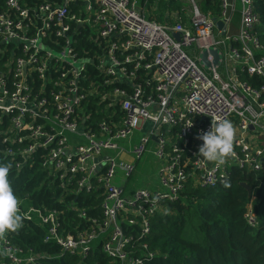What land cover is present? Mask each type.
Returning <instances> with one entry per match:
<instances>
[{"label":"built area","instance_id":"2783aa9c","mask_svg":"<svg viewBox=\"0 0 264 264\" xmlns=\"http://www.w3.org/2000/svg\"><path fill=\"white\" fill-rule=\"evenodd\" d=\"M189 3L187 23L166 26L147 19L136 0H0V114L11 138L27 141L22 153L45 151L41 165L59 187L101 190L100 220L81 210L89 226L74 233L60 231L54 210L19 206L24 220L41 224L42 240L60 252L84 257L99 240L116 264H143L154 254L145 240L149 218L162 210V200L176 198L186 178L208 186L231 169L248 173L264 164V39L255 31L253 0H218L215 18ZM235 11L237 29L229 34ZM202 51L207 71L199 63ZM88 96L108 100L104 108L116 107L119 117L109 115L113 120H101L96 131L84 129L87 115L79 104ZM216 118L236 129L222 165L197 155L198 134ZM134 131L141 135L130 148L119 143ZM143 152L158 161L153 190L128 185ZM243 217L255 224L249 207ZM121 223L137 224L144 240L126 247L132 237L124 236ZM0 264L39 263L31 248L5 236Z\"/></svg>","mask_w":264,"mask_h":264},{"label":"trees","instance_id":"16d2710c","mask_svg":"<svg viewBox=\"0 0 264 264\" xmlns=\"http://www.w3.org/2000/svg\"><path fill=\"white\" fill-rule=\"evenodd\" d=\"M192 1L199 12L207 13L211 18L218 16V0ZM186 2L139 0V7L147 19L172 26L175 22L187 23ZM253 9L258 17L255 31L263 40L264 0H253ZM107 101L97 96H88L81 101L79 110L87 115L83 121L84 129L96 131L101 120L107 123L113 120L109 115L119 117L116 107L113 110L104 108ZM11 136L7 116L0 114V163L11 164L8 179L21 208L54 210L62 233H74L89 226L78 216L81 210L87 218L100 220V189L74 193L69 187H59L58 180L41 165L45 151L36 147L22 153L27 141L19 143ZM240 183H244L248 191ZM160 204L163 208L150 216L145 237L148 249L154 254L143 258V264H264L263 163L254 172L241 173L231 169L224 181L208 186L193 184L186 178L176 198L162 200ZM247 207L255 221L252 226L243 217ZM120 226L124 236L132 237L126 247L131 242L144 240V237H138L140 228L137 224L121 223ZM44 231L37 221L24 220L18 231L6 236L24 249L31 248L39 264H116L101 252L99 240L86 256L79 257L60 252L53 242H44Z\"/></svg>","mask_w":264,"mask_h":264},{"label":"clouds","instance_id":"9594fccd","mask_svg":"<svg viewBox=\"0 0 264 264\" xmlns=\"http://www.w3.org/2000/svg\"><path fill=\"white\" fill-rule=\"evenodd\" d=\"M235 135L236 129L230 120H212L210 130L197 136L203 141L197 155L207 161L224 164L233 152ZM10 169L11 164L0 163V239L9 232L18 231L25 219L20 214L19 200L8 179Z\"/></svg>","mask_w":264,"mask_h":264},{"label":"rangeland","instance_id":"374dc122","mask_svg":"<svg viewBox=\"0 0 264 264\" xmlns=\"http://www.w3.org/2000/svg\"><path fill=\"white\" fill-rule=\"evenodd\" d=\"M188 5L186 6L185 10V15H190V3L189 0H187ZM186 2V3H187ZM137 6H139V0H136ZM237 8V4H236ZM189 17V16H188ZM237 11L233 13V15L230 18L229 25H228V30L229 34H234L237 29ZM184 51L187 54H196L192 53V48L191 47H184ZM204 71H207L205 68H203ZM141 135V132L134 131L133 134L131 135V140L127 142V140H122L119 143H122L125 145L126 148H130V146L136 142L137 138ZM129 144V145H128ZM146 148L150 149L152 148V143H147ZM148 151V150H146ZM102 153L108 154V155H114L115 150H102ZM124 157V156H123ZM150 154L149 152H143L141 155V158L139 159L135 173H134V180L133 178L129 179L128 185L130 188L134 187H146L148 189H156L158 186L157 183V178L155 176V169L157 168L158 161L156 159H151L150 161Z\"/></svg>","mask_w":264,"mask_h":264},{"label":"water","instance_id":"95a60500","mask_svg":"<svg viewBox=\"0 0 264 264\" xmlns=\"http://www.w3.org/2000/svg\"><path fill=\"white\" fill-rule=\"evenodd\" d=\"M215 27L216 28H220L221 25H222V21L220 20H216L215 23H214ZM172 36L177 39L178 38V34L176 32H173L172 33ZM211 55H212V61H211V64L212 65H215L216 62H217V54H216V50L214 49H210L208 51ZM206 52L205 51H202V53L199 55V63L202 64V66L204 68L208 67L209 66V62L206 60ZM240 185L246 190L248 191V188L247 186L244 184V183H240Z\"/></svg>","mask_w":264,"mask_h":264}]
</instances>
